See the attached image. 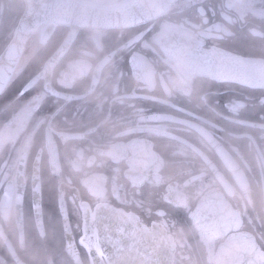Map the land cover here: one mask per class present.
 Returning <instances> with one entry per match:
<instances>
[{
	"label": "flooded vegetation",
	"instance_id": "flooded-vegetation-1",
	"mask_svg": "<svg viewBox=\"0 0 264 264\" xmlns=\"http://www.w3.org/2000/svg\"><path fill=\"white\" fill-rule=\"evenodd\" d=\"M25 8L0 0V56ZM125 18L40 22L0 91V264H74L69 244L82 264H113L107 207L170 234L174 264L258 260L264 0H175ZM192 85L204 91H180Z\"/></svg>",
	"mask_w": 264,
	"mask_h": 264
},
{
	"label": "water",
	"instance_id": "water-1",
	"mask_svg": "<svg viewBox=\"0 0 264 264\" xmlns=\"http://www.w3.org/2000/svg\"><path fill=\"white\" fill-rule=\"evenodd\" d=\"M26 9L15 35L0 56V91L10 77L32 31L44 20L72 25L75 29L88 25H105L111 14H125L129 20L153 18L175 0H139L119 10H107L80 0H25ZM124 20H127V19ZM110 223L106 251L113 264H174V240L158 228L141 227V223L121 210L107 207Z\"/></svg>",
	"mask_w": 264,
	"mask_h": 264
},
{
	"label": "snow or ice",
	"instance_id": "snow-or-ice-1",
	"mask_svg": "<svg viewBox=\"0 0 264 264\" xmlns=\"http://www.w3.org/2000/svg\"><path fill=\"white\" fill-rule=\"evenodd\" d=\"M7 87H5L4 92L0 93V96H4L7 95ZM30 89L25 88L24 92L18 93V95H24L27 92H30ZM54 130L49 128V138L51 137V133ZM62 205H63V200L61 201ZM99 207V205H98ZM89 209L85 206V211L87 212ZM190 214H191V218L194 222V224L199 225L201 222V218L203 215V206L196 208L195 210L189 209ZM93 215H95V213H93ZM67 217L65 216V219ZM233 222L239 223V221H236L234 217L231 218ZM81 243H83V241H81ZM85 247H89L88 245H85ZM68 249H69V254L72 255L73 257V261L74 264H82V261L80 260V252L75 248L74 244H69L68 245ZM89 256H90V248H89ZM92 264H95V261H92ZM242 264H245V262H242ZM246 264H264V252H260L258 254V260L253 261V260H249L246 262Z\"/></svg>",
	"mask_w": 264,
	"mask_h": 264
},
{
	"label": "clouds",
	"instance_id": "clouds-1",
	"mask_svg": "<svg viewBox=\"0 0 264 264\" xmlns=\"http://www.w3.org/2000/svg\"><path fill=\"white\" fill-rule=\"evenodd\" d=\"M138 79V84L137 86H139V79L140 78H137ZM192 91H189L188 87H185V88H181L180 91L181 92H184L186 95H188L190 98L193 96V95H198L200 92H203L204 90L202 88H199L198 86L196 85H192ZM202 98V97H201ZM4 150V143L2 141H0V152H2ZM42 151V150H41ZM262 239H264V236H262ZM231 247V245H230Z\"/></svg>",
	"mask_w": 264,
	"mask_h": 264
},
{
	"label": "rangeland",
	"instance_id": "rangeland-1",
	"mask_svg": "<svg viewBox=\"0 0 264 264\" xmlns=\"http://www.w3.org/2000/svg\"><path fill=\"white\" fill-rule=\"evenodd\" d=\"M31 49H32V45H31ZM33 49H35V44L33 45Z\"/></svg>",
	"mask_w": 264,
	"mask_h": 264
}]
</instances>
